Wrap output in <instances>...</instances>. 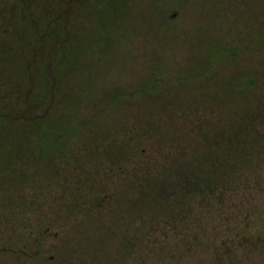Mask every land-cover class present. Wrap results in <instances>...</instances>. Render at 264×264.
<instances>
[{"label": "rangeland", "instance_id": "1", "mask_svg": "<svg viewBox=\"0 0 264 264\" xmlns=\"http://www.w3.org/2000/svg\"><path fill=\"white\" fill-rule=\"evenodd\" d=\"M66 4L39 47L42 0H0V264H264V0ZM180 167L217 196L131 217Z\"/></svg>", "mask_w": 264, "mask_h": 264}, {"label": "trees", "instance_id": "2", "mask_svg": "<svg viewBox=\"0 0 264 264\" xmlns=\"http://www.w3.org/2000/svg\"><path fill=\"white\" fill-rule=\"evenodd\" d=\"M43 6H44V15L41 16V18H45L48 19V23L46 24V28H45V32L43 33L42 37H41V45L39 47H41L44 43V38H46V36H52L53 35V31L55 30L56 26H59V22L64 18V15L66 16V13L69 9V4H66V8L63 11H59L56 12V10L59 8V5H61L63 3V0H42ZM42 6V7H43ZM13 8V6H11ZM13 13V10L11 11V15ZM52 13H56V16L52 15ZM33 14V13H31ZM36 16V13H35ZM51 23L52 28L50 29V25ZM36 25L35 20H33L32 16L30 18V23L28 24V31H33V26ZM66 23L64 21L63 26L61 27L62 31H66ZM35 31V30H34ZM4 34V33H3ZM19 34V32H18ZM18 34H16L15 39H17ZM52 34V35H51ZM30 36V35H29ZM33 36V35H31ZM13 43V42H12ZM55 43V42H54ZM10 44V43H8ZM27 46V45H26ZM28 49V47H27ZM37 49L34 48L32 49V54L34 55ZM20 57L16 56L15 59H12V64H11V71L13 70L14 73H18V72H23L25 74V79L29 82V84H32L33 82V76L31 74V72L28 70V64L29 61L26 65V68L23 70L22 68V64L21 63H13V61H15L16 59L19 61ZM20 62V61H19ZM49 74V73H48ZM21 78V76H17L14 75L12 76V78L8 79V80H4L0 77V89L4 87V89L6 90L7 93L9 94H15L17 95L18 90H14L12 87L13 81L16 78ZM22 79V78H21ZM27 99V98H26ZM30 111H32V106L30 103H27V106L25 107L24 110H22V112L20 114H18L17 116L20 117H24L26 115H28V113H30ZM2 113V112H0ZM4 114V113H3ZM45 115V114H44ZM251 124L255 123L256 121L253 120H249ZM12 125V124H10ZM243 126L240 129V131L243 130ZM14 134H10L9 137L13 136ZM237 136V135H236ZM250 138H252L253 140H257L258 136L257 135H251ZM263 150L258 151L259 152H263ZM172 171V170H171ZM174 175V182L172 185L168 186V188H171V191L168 194H164L161 191H157L158 195L155 198H150L145 196V194H143L144 190L139 191L138 193H136L137 195L140 193L139 199L142 203H140L141 206H139L138 201L128 205L127 207L129 208L130 212H131V217L134 213H136L137 211H140L142 209H144L146 207V205L149 204H162L165 202H176V203H183L184 200V208L185 211L182 212L181 214V219L177 220V222H182L183 220H185L186 218H189L191 216L192 213V202H193V195L196 193H199L200 195L202 194L203 196L208 195V196H217L215 193V189L211 186V178L208 175H200L199 173L196 174L195 172L192 173H187L185 171L184 168H179V170L177 171H173L172 172ZM225 181L226 183L224 184V187H226L229 183H231V179L230 176H228L227 174H225ZM160 185V184H159ZM140 186V185H139ZM150 186V185H147ZM156 187H159L158 184ZM155 187V188H156ZM223 187V188H224ZM166 188V186H165ZM203 198V197H202ZM133 240V239H132ZM130 240V241H132ZM132 243L134 244V242L132 241ZM189 247H192L189 245ZM234 258V257H233ZM233 258L230 261L224 260L223 257L218 256V254L216 255V264H232L233 262Z\"/></svg>", "mask_w": 264, "mask_h": 264}, {"label": "flooded vegetation", "instance_id": "3", "mask_svg": "<svg viewBox=\"0 0 264 264\" xmlns=\"http://www.w3.org/2000/svg\"><path fill=\"white\" fill-rule=\"evenodd\" d=\"M22 4H26V3H36V1L37 0H19ZM22 9H20V11H21ZM174 13H176V15H177V12H174ZM173 13V14H174ZM52 14H54L55 16H56V13H52ZM173 14H172V17H173ZM175 15V16H176ZM58 28H57V26L55 27V30L53 31V32H55L56 30H57ZM54 35V34H53ZM55 36V35H54ZM136 188H153L152 186H137Z\"/></svg>", "mask_w": 264, "mask_h": 264}, {"label": "water", "instance_id": "4", "mask_svg": "<svg viewBox=\"0 0 264 264\" xmlns=\"http://www.w3.org/2000/svg\"><path fill=\"white\" fill-rule=\"evenodd\" d=\"M176 15V13L173 14V17Z\"/></svg>", "mask_w": 264, "mask_h": 264}]
</instances>
